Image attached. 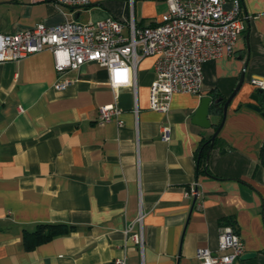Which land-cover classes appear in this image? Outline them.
I'll list each match as a JSON object with an SVG mask.
<instances>
[{
  "label": "crops",
  "instance_id": "crops-1",
  "mask_svg": "<svg viewBox=\"0 0 264 264\" xmlns=\"http://www.w3.org/2000/svg\"><path fill=\"white\" fill-rule=\"evenodd\" d=\"M167 10L154 0H90L81 9L0 0V33L110 16L151 25ZM241 21L233 52L204 63L200 93H175L165 112L151 108L155 56L139 62L136 94L115 91L95 63L71 70L65 77L73 81L56 88L61 77L48 49L0 63V264H112L122 255L129 264H199L197 249L218 251L223 225L233 226L244 254L256 253L238 264H264V116L246 106L260 88L251 79L264 78V0H241ZM243 73L210 149L222 114L210 127L194 114L204 96L226 100ZM109 104L121 113L100 124ZM195 182L198 195L187 196ZM140 208L142 252L126 232L130 224L139 230ZM39 223L75 229L29 248L24 233Z\"/></svg>",
  "mask_w": 264,
  "mask_h": 264
},
{
  "label": "built area",
  "instance_id": "built-area-1",
  "mask_svg": "<svg viewBox=\"0 0 264 264\" xmlns=\"http://www.w3.org/2000/svg\"><path fill=\"white\" fill-rule=\"evenodd\" d=\"M36 1H52L73 9L90 4V0H32ZM154 1L166 3L168 10L159 22L151 25L139 26L133 16L126 21L110 16L91 23L75 20L56 25L38 23L24 31L0 33V63L17 61L48 49L61 77L56 88L63 89L73 81L65 77L71 70L95 63L108 71L110 85L115 91L129 86L136 94L139 62L147 56H155L151 108L165 112L175 93H200L204 63L232 53L245 27L241 21V0ZM130 2L133 6L134 0ZM251 82L264 89V78H253ZM120 113L114 104L104 105L100 108L99 122L105 124ZM171 131L170 126H163L162 138L170 140ZM185 193L197 196V183ZM144 217L140 208L135 220L139 230L133 231V224H130L126 231L141 252ZM244 252V242L233 226L223 225L218 251L200 247L196 257L199 264H238ZM112 264H129L127 255L115 258Z\"/></svg>",
  "mask_w": 264,
  "mask_h": 264
},
{
  "label": "water",
  "instance_id": "water-1",
  "mask_svg": "<svg viewBox=\"0 0 264 264\" xmlns=\"http://www.w3.org/2000/svg\"><path fill=\"white\" fill-rule=\"evenodd\" d=\"M245 79V74L243 73L239 79V82L232 92V94L226 99L223 100V98H213L212 96H204L201 99L200 106L196 110L194 117H193V122L196 124H199L203 127H210L212 125V115H216L221 113L222 114V120L217 127L216 131L214 132L213 136L210 139V149L214 146V142L216 137L218 136L224 122L225 118L227 116V111L228 107L231 104L232 100L234 97L237 95L239 90L241 89L243 82ZM250 99L252 102L246 103V106L260 112L264 116V89L263 88H258L257 92H254L250 94ZM210 151V150H209ZM226 151V148L223 149V152ZM255 252H249L243 254L240 258H249L255 256Z\"/></svg>",
  "mask_w": 264,
  "mask_h": 264
},
{
  "label": "trees",
  "instance_id": "trees-1",
  "mask_svg": "<svg viewBox=\"0 0 264 264\" xmlns=\"http://www.w3.org/2000/svg\"><path fill=\"white\" fill-rule=\"evenodd\" d=\"M207 147H209L208 143L201 150L199 157L200 163L204 160L205 149ZM261 160L264 165V143L261 149ZM74 229L75 226L64 223H39L35 230L25 231L24 241L27 247L32 248L40 242L51 240L56 235L67 234Z\"/></svg>",
  "mask_w": 264,
  "mask_h": 264
}]
</instances>
